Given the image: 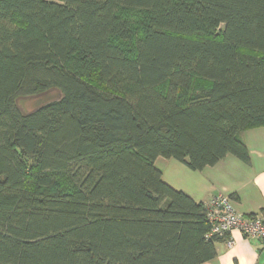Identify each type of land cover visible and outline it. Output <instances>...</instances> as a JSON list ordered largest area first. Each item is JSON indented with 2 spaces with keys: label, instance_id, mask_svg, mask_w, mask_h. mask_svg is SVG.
I'll return each instance as SVG.
<instances>
[{
  "label": "trees",
  "instance_id": "trees-1",
  "mask_svg": "<svg viewBox=\"0 0 264 264\" xmlns=\"http://www.w3.org/2000/svg\"><path fill=\"white\" fill-rule=\"evenodd\" d=\"M259 127L264 0H0V264L214 259L156 160L248 164Z\"/></svg>",
  "mask_w": 264,
  "mask_h": 264
},
{
  "label": "crops",
  "instance_id": "crops-1",
  "mask_svg": "<svg viewBox=\"0 0 264 264\" xmlns=\"http://www.w3.org/2000/svg\"><path fill=\"white\" fill-rule=\"evenodd\" d=\"M240 138L249 149L250 163L227 155L215 166L192 172L201 175L195 185L179 176V173L188 175L190 170L174 159L161 160L159 157L156 166L161 170L163 179L167 171L170 178L179 180L165 179L168 184L197 202L208 204L214 196L223 193L231 197L239 213L245 216L264 215V127L244 131ZM229 237L233 244L229 246L226 239L218 241L216 257L203 264H264V241L247 238L237 230Z\"/></svg>",
  "mask_w": 264,
  "mask_h": 264
},
{
  "label": "built area",
  "instance_id": "built-area-1",
  "mask_svg": "<svg viewBox=\"0 0 264 264\" xmlns=\"http://www.w3.org/2000/svg\"><path fill=\"white\" fill-rule=\"evenodd\" d=\"M211 229L207 237L219 236L233 244L231 232L239 231L250 239L264 241V215L245 216L239 213L230 196L220 193L206 204Z\"/></svg>",
  "mask_w": 264,
  "mask_h": 264
},
{
  "label": "rangeland",
  "instance_id": "rangeland-1",
  "mask_svg": "<svg viewBox=\"0 0 264 264\" xmlns=\"http://www.w3.org/2000/svg\"><path fill=\"white\" fill-rule=\"evenodd\" d=\"M61 96L60 92L57 91H48L44 94L31 97V98H21L19 100V107L22 109L24 112H30L38 108L39 106L43 105L44 103H47L48 101L58 99ZM163 157H161V160ZM190 171H187L188 175H185L184 173H179V176L185 177L186 182H190L191 184L195 185L196 182L200 181V173H192V172H197L189 169ZM190 172V173H189ZM170 173L166 171L165 179L168 180H174L175 182H179V180H175L173 178H170ZM164 179V180H165ZM166 181V180H165ZM174 182V183H175Z\"/></svg>",
  "mask_w": 264,
  "mask_h": 264
}]
</instances>
